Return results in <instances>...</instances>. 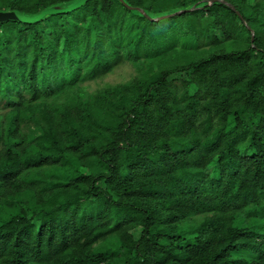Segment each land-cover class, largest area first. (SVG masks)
<instances>
[{
  "label": "trees",
  "instance_id": "16d2710c",
  "mask_svg": "<svg viewBox=\"0 0 264 264\" xmlns=\"http://www.w3.org/2000/svg\"><path fill=\"white\" fill-rule=\"evenodd\" d=\"M80 1L0 0V264H264V0Z\"/></svg>",
  "mask_w": 264,
  "mask_h": 264
},
{
  "label": "rangeland",
  "instance_id": "374dc122",
  "mask_svg": "<svg viewBox=\"0 0 264 264\" xmlns=\"http://www.w3.org/2000/svg\"><path fill=\"white\" fill-rule=\"evenodd\" d=\"M253 0H250V3H252ZM168 25L169 23L166 22L164 23V25ZM136 73L135 67L132 63H123L122 65L118 66L113 72H111L110 74L102 77L100 80L90 83L88 85H86L85 91L86 92H93L95 89H97L98 87H104L106 85H114V84H118V83H123V82H127L129 81ZM188 78L187 74H179V75H174L172 76L170 79L174 80V81H178L181 79H185ZM195 89L192 88L191 89V93H194ZM1 115L2 113L0 112V125H1ZM217 165L216 163L213 164V166L211 167V169L209 170V174L212 176H217L218 175V171H217ZM136 235V233H135Z\"/></svg>",
  "mask_w": 264,
  "mask_h": 264
},
{
  "label": "water",
  "instance_id": "95a60500",
  "mask_svg": "<svg viewBox=\"0 0 264 264\" xmlns=\"http://www.w3.org/2000/svg\"><path fill=\"white\" fill-rule=\"evenodd\" d=\"M83 2H85V0H81V1L78 2L75 6H73L72 8H69V9L66 10V11H69V10L75 9L76 7L80 6ZM231 8H232L233 10H235L233 6H231ZM191 10H193V9H191ZM191 10H190V11H191ZM183 12H186V11H183ZM180 13H182V12H180ZM44 14H45V13H42V14L39 15L37 18H35V19L31 20V21H37V20H39ZM238 14H239V13H238ZM9 16H14V17H16V18H19V16H18L17 14L11 13V14H3V15H0V19H2V18H6V17H9ZM253 40H254V33H252V41H253Z\"/></svg>",
  "mask_w": 264,
  "mask_h": 264
}]
</instances>
